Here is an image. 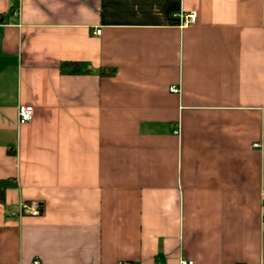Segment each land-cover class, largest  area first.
Instances as JSON below:
<instances>
[{
    "label": "crops",
    "instance_id": "obj_1",
    "mask_svg": "<svg viewBox=\"0 0 264 264\" xmlns=\"http://www.w3.org/2000/svg\"><path fill=\"white\" fill-rule=\"evenodd\" d=\"M2 187L0 264H264V0H0Z\"/></svg>",
    "mask_w": 264,
    "mask_h": 264
},
{
    "label": "built area",
    "instance_id": "obj_2",
    "mask_svg": "<svg viewBox=\"0 0 264 264\" xmlns=\"http://www.w3.org/2000/svg\"><path fill=\"white\" fill-rule=\"evenodd\" d=\"M184 24H192L195 22L196 17L193 13H189L187 15H185L184 17ZM100 30H96L95 34H99ZM170 91L172 93H176L178 91V89L176 87H171ZM32 114H33V107L30 105H20L17 109V117H18V122L20 124L29 122L32 118ZM255 146V145H254ZM179 264H192V261L190 260H183L181 259L179 261Z\"/></svg>",
    "mask_w": 264,
    "mask_h": 264
},
{
    "label": "trees",
    "instance_id": "obj_3",
    "mask_svg": "<svg viewBox=\"0 0 264 264\" xmlns=\"http://www.w3.org/2000/svg\"><path fill=\"white\" fill-rule=\"evenodd\" d=\"M80 65L78 63H66L61 65L60 70L62 72H66V73H75V72H79L80 70H78ZM86 71V70H85ZM110 73V72H108ZM3 187L0 189V201L3 199Z\"/></svg>",
    "mask_w": 264,
    "mask_h": 264
},
{
    "label": "water",
    "instance_id": "obj_4",
    "mask_svg": "<svg viewBox=\"0 0 264 264\" xmlns=\"http://www.w3.org/2000/svg\"><path fill=\"white\" fill-rule=\"evenodd\" d=\"M23 210H24L25 212L36 211V209H34V208H30V209H28L27 207H24Z\"/></svg>",
    "mask_w": 264,
    "mask_h": 264
}]
</instances>
